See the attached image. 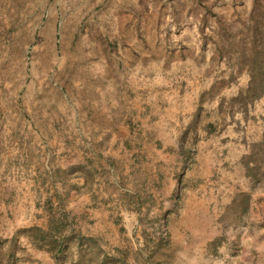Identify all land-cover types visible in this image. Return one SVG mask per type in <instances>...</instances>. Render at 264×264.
Wrapping results in <instances>:
<instances>
[{
  "label": "crops",
  "instance_id": "obj_1",
  "mask_svg": "<svg viewBox=\"0 0 264 264\" xmlns=\"http://www.w3.org/2000/svg\"><path fill=\"white\" fill-rule=\"evenodd\" d=\"M177 62L181 77H137L116 91L103 113L114 128L102 167L79 149L55 167L59 184L43 165L35 171L44 176L22 182L5 176L17 166L0 165V244L49 261L65 234L50 225L61 207L67 219L77 215L84 247L106 248L98 264H264V99H247L236 71ZM142 218L167 229L153 232L151 246L124 245L115 223ZM37 229L40 237L28 231Z\"/></svg>",
  "mask_w": 264,
  "mask_h": 264
},
{
  "label": "rangeland",
  "instance_id": "obj_2",
  "mask_svg": "<svg viewBox=\"0 0 264 264\" xmlns=\"http://www.w3.org/2000/svg\"><path fill=\"white\" fill-rule=\"evenodd\" d=\"M184 59L236 71L248 81L247 99H264V0H0V165L19 168L5 176L31 180L44 176L35 171L43 165L61 184L55 167L79 149L102 167L114 128L103 113L116 91L137 77H181ZM62 210L50 225L64 238L49 261L12 243L0 244V264L100 263L106 248L84 247L74 237L77 215L70 221ZM157 219L115 224L124 245L151 246L153 232L168 226ZM130 230L142 237H127Z\"/></svg>",
  "mask_w": 264,
  "mask_h": 264
}]
</instances>
